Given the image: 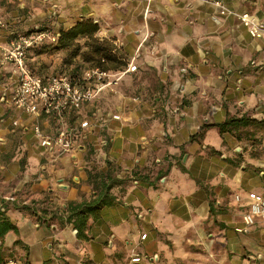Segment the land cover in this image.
<instances>
[{
	"label": "crops",
	"instance_id": "0c3cea01",
	"mask_svg": "<svg viewBox=\"0 0 264 264\" xmlns=\"http://www.w3.org/2000/svg\"><path fill=\"white\" fill-rule=\"evenodd\" d=\"M214 1L0 0L1 46L40 31L60 40L62 31L90 21L98 32L63 51L80 40L107 39L118 59L103 64L107 69L138 66L117 92L104 89L70 116L82 136L61 157L37 136L27 138L35 124L49 133L52 124L12 106L15 68L0 67V207L7 204L18 227L4 240L7 258L129 264L140 255L144 264H264V223L257 218L247 227L243 218L248 194H264V153L247 149V137L214 126L202 130L230 116L264 119V38L251 37ZM220 1L264 22V0ZM86 120L90 125L82 129ZM99 194L109 203L88 219V240H79L65 210ZM11 196L62 217L17 209L7 201ZM146 243L155 245L150 257L141 253Z\"/></svg>",
	"mask_w": 264,
	"mask_h": 264
},
{
	"label": "built area",
	"instance_id": "2783aa9c",
	"mask_svg": "<svg viewBox=\"0 0 264 264\" xmlns=\"http://www.w3.org/2000/svg\"><path fill=\"white\" fill-rule=\"evenodd\" d=\"M213 4L221 10L222 14L237 16L253 38H264V22L257 21L249 13L237 14L224 6L222 1L215 0ZM6 26L0 19V28ZM56 42L59 36L47 31H40L34 35H21L14 38L8 46H1L0 67L12 65L17 75V83L12 93V106L28 115L47 118L53 132H45L40 124L33 126L34 132L41 144L50 150H55L58 157L72 153L76 148L75 140L81 137L77 125H72L70 116L79 113L85 103L93 102L100 92L108 89L117 92V88L128 73L138 71V66L130 63L122 70H109L101 66L93 67L84 72L81 79L71 78L67 75H56L43 78L36 74L28 63L29 50L41 45L44 41ZM106 60L102 59V64ZM119 118V116H115ZM13 125L19 126L18 121ZM89 121L80 124L82 129L88 128ZM250 209L244 214L245 225L252 226L259 218L264 223V194L250 192ZM7 201L14 203L17 199L7 197ZM237 201L241 197L237 196ZM25 205L26 202H23ZM2 210H5L2 208ZM242 232L243 229L238 228ZM147 234L142 239L147 238ZM145 260L140 255L132 256L129 264H144ZM1 264H25L17 257H8Z\"/></svg>",
	"mask_w": 264,
	"mask_h": 264
},
{
	"label": "trees",
	"instance_id": "16d2710c",
	"mask_svg": "<svg viewBox=\"0 0 264 264\" xmlns=\"http://www.w3.org/2000/svg\"><path fill=\"white\" fill-rule=\"evenodd\" d=\"M98 32V26L97 24H94L93 22L86 21L83 23H80L75 27L74 29H71L69 31H62L61 37L59 40V44L57 47L61 49H65L68 47L71 42H73L75 39H77L80 36L85 35H94ZM95 40V39H94ZM93 40V41H94ZM93 52L94 54L99 58V64L97 66L104 67L107 69L105 65L102 64V59H105L107 61L111 62H117L118 59L116 56L112 53V49L109 44L107 43H100L99 41H94L92 44ZM34 52L35 55H41L44 54L49 50V46L43 45V46H36L34 48H31L29 50L30 52ZM118 63V62H117ZM96 67V66H95ZM217 127L221 134L224 133H233L234 135L245 137L246 133L249 128H260L264 126V119L258 120L256 118H253L248 115H243L241 117L239 116H230L227 118L226 121L218 124H205L202 127V130H206L210 127ZM106 189L110 191L112 189V184L106 186ZM108 199L107 196H102L99 194L94 200L92 201H83L82 203L74 204L73 206H68L65 212H67L66 218H64V221L66 224L70 226L71 229L74 230L77 238L79 240H88V235L86 233L87 229V222L88 219L91 216H98L100 211L108 205ZM4 204V203H3ZM17 209H21L23 211H28L31 214H34L40 218H44V215L46 214H52L53 218H59L62 217L61 215H57V213L53 211H49L45 208H39L38 206L34 205H23L18 206L16 202L13 203ZM4 208L5 210H2ZM7 204H4L2 207H0V264L3 263L7 257L5 256V253L3 252V244L4 240L7 236V234L11 231L17 232L18 227L11 221V219L7 216ZM47 222L49 220H46ZM16 244H20V240L16 241Z\"/></svg>",
	"mask_w": 264,
	"mask_h": 264
},
{
	"label": "rangeland",
	"instance_id": "374dc122",
	"mask_svg": "<svg viewBox=\"0 0 264 264\" xmlns=\"http://www.w3.org/2000/svg\"><path fill=\"white\" fill-rule=\"evenodd\" d=\"M100 43H107V39H96ZM94 40V41H95ZM94 41H85L80 40V42H76L74 47L68 51H63V49L57 47L59 44V40L56 42H51L47 44L49 46L48 52L44 53L47 59H42L41 56L35 55L34 52H30L28 55V63L32 70L41 75V76H55V75H72L76 72H85L92 67H95L99 64V58L94 54L92 44ZM60 53V54H59ZM57 54L54 57H50L51 55ZM102 62V61H101ZM253 130V131H251ZM247 137L249 139V143L247 149L251 152H261L264 153V126L260 128H249L245 131ZM29 140H36V134L31 131L27 137ZM19 161V159H18ZM18 201V200H17ZM18 206H23V199L16 202ZM231 234H234L232 229L230 231ZM141 249L145 252H141L143 254H147L146 256L150 257L155 251V245H150L149 243L143 244ZM100 258H98L99 260ZM238 264V262H235ZM240 263V262H239ZM257 264H262L261 261L255 262ZM58 264V263H51Z\"/></svg>",
	"mask_w": 264,
	"mask_h": 264
},
{
	"label": "water",
	"instance_id": "95a60500",
	"mask_svg": "<svg viewBox=\"0 0 264 264\" xmlns=\"http://www.w3.org/2000/svg\"><path fill=\"white\" fill-rule=\"evenodd\" d=\"M237 150L239 151V150H240V148H238ZM62 187H64V186H62Z\"/></svg>",
	"mask_w": 264,
	"mask_h": 264
}]
</instances>
